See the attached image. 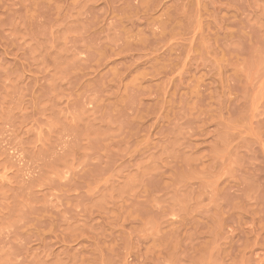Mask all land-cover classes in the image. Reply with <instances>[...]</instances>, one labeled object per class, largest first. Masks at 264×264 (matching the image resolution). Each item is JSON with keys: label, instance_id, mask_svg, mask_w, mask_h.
Wrapping results in <instances>:
<instances>
[{"label": "rangeland", "instance_id": "rangeland-1", "mask_svg": "<svg viewBox=\"0 0 264 264\" xmlns=\"http://www.w3.org/2000/svg\"><path fill=\"white\" fill-rule=\"evenodd\" d=\"M0 264H264V0H0Z\"/></svg>", "mask_w": 264, "mask_h": 264}]
</instances>
